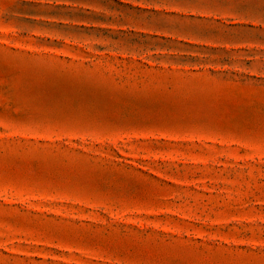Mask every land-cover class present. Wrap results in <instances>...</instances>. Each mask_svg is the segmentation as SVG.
Returning a JSON list of instances; mask_svg holds the SVG:
<instances>
[{
    "label": "rangeland",
    "instance_id": "rangeland-1",
    "mask_svg": "<svg viewBox=\"0 0 264 264\" xmlns=\"http://www.w3.org/2000/svg\"><path fill=\"white\" fill-rule=\"evenodd\" d=\"M0 264H264V0H0Z\"/></svg>",
    "mask_w": 264,
    "mask_h": 264
}]
</instances>
